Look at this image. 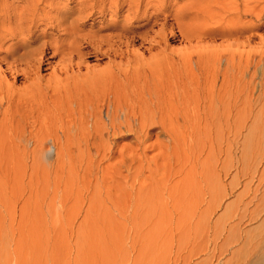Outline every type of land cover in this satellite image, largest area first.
I'll return each mask as SVG.
<instances>
[{
	"label": "rangeland",
	"instance_id": "374dc122",
	"mask_svg": "<svg viewBox=\"0 0 264 264\" xmlns=\"http://www.w3.org/2000/svg\"><path fill=\"white\" fill-rule=\"evenodd\" d=\"M125 1L0 4L122 22ZM138 3L113 68L86 45L78 70L50 50L31 81L0 63V264L264 260V0Z\"/></svg>",
	"mask_w": 264,
	"mask_h": 264
},
{
	"label": "bare ground",
	"instance_id": "6f19581e",
	"mask_svg": "<svg viewBox=\"0 0 264 264\" xmlns=\"http://www.w3.org/2000/svg\"><path fill=\"white\" fill-rule=\"evenodd\" d=\"M138 1L139 0H135V2H133L134 5H132L130 3L129 9H128V11H126V12H128L127 13L128 15L123 17V18H125V20L122 22H120V21L118 22L116 20L117 17L122 12V9H120V6H119L118 10L115 9L116 12H114V14L110 15L109 17H111V18L108 19L107 16H105L102 13H95V14L90 13V12H89L90 14L87 13L88 11L86 12V10H87L86 7L84 9L83 8L84 6L81 4H80V6H82L83 9L77 10V11L73 10V9L72 10H64V11L60 10L59 8L56 9L54 11L56 13L55 18L48 17L49 12L52 11V10H50L51 9L50 7H52L51 5L48 9L40 10L39 9L40 7H38L32 3H29V4L26 3V5L24 4V7H23V5L20 6V8H22V9H19V7L18 8L14 7L15 5L13 7H9L10 6L9 4H8L9 6L5 5V4H0V55L3 56L0 59V63L6 64V66H7L6 69H8V71H4V72H2V74H6L7 72H10V74L15 75L18 72H20V73H22V75L17 76L18 78H20V76H23L24 81H26L27 79H29L32 76L31 78L33 79V75H37L38 72H40L39 70L42 66H44L46 64L49 65L50 61L46 60L45 58H46L47 52L50 50L54 51V53H58L59 55H61L64 58L67 56L70 58V60L68 61V63H69L68 65H63L64 62H62V66H63L62 71H64V69H65L67 71H64V72H68V69L71 70V68H73V67H75V69L78 70L76 68L77 63L75 66V64L72 60L75 58H80V56H82L81 51L86 46H90L92 48V50H95V52L100 55V56H98V55L96 56L97 59L103 60L104 57H108L110 60L109 65L112 64V66L114 67L113 63L115 64V62H117L116 59L119 57L125 56V52L128 53V50L130 49L129 48L130 45L132 43H134V41L132 39H126V37H127L126 35H129L130 33L133 32V30H136L138 25L136 28H133L130 26H132V25L134 26V24H136V23L140 24V22H138V20L148 16L146 14L147 12L143 11L140 8V3H142V2L138 3ZM126 2H127V0L125 1V3ZM36 4L39 5L41 3L39 2V4L38 3H36ZM95 6H96V2H95ZM156 8L157 7H155L154 9H156ZM94 9H96V8H94ZM132 9H135L136 11H134L132 13L131 12ZM96 10H94V12ZM144 10H146V9L144 8ZM107 11H109V9ZM73 12H75V13L78 12V14H79L78 18L75 20H71L72 16L74 15ZM130 12H131V14H130ZM163 12H164V9H162V7H160L159 9H156V11H154L155 14L154 15L152 14L153 15L152 18L154 20H157ZM96 14H99V17L102 18L99 22H96V20L93 19ZM106 14H107V12H106ZM172 17H177V14L173 15ZM165 20L168 21V17ZM90 21H92V23L90 25V31L92 33L90 32L91 34H89V32H87L88 33V34L86 33L87 35L85 34L84 37H81L83 35L80 33L83 31V28L85 26H87ZM147 24H146V26H148ZM42 26H44L43 31H39V28ZM146 26L144 25L143 27L145 28ZM106 31H108L110 34L103 35V32H106ZM115 34H117V35H115ZM88 35H90V36L92 35V37H89ZM86 36H88L89 38L88 37L85 38ZM42 41H44V42H42ZM7 42L11 43V45L9 44L10 45L9 48L4 49V46ZM36 43H41V44L37 50H35L36 48L33 50L32 46H33V44H36ZM95 44L99 45V46H96ZM103 47H107L105 49L106 51H104V52H103V49H104ZM85 49H88V48H85ZM3 50H5V51H3ZM20 50H22L23 52L19 53ZM128 54H130V53H128ZM39 57H41V59H39ZM82 57H85V56L83 55ZM80 62H81V60H80ZM79 63H78V66L80 67ZM15 65L19 66V67L23 66L25 68L24 70L22 69L24 73L22 72L21 69H20L21 71H19V70L17 71V68L15 67ZM109 67H111V65ZM113 67H111V68H113ZM108 69H110V68H108ZM0 70L2 71V69H0ZM109 72L113 75V69H112V71H111V69H110V71L108 70V74L110 75V77L112 79L110 81H112V85H113V83H114L113 78ZM12 75H11V77H12ZM102 76H104V75H102ZM105 77H108V75H106ZM108 79H109V77H108ZM96 80L97 79H95L94 81L96 82ZM99 80L97 81L98 83L96 82L97 83L96 84L97 86L95 85L96 88L98 87L99 84H101L104 80H107V79H104V80L101 79L100 81ZM95 82H94V84H95ZM104 83L108 85V88L110 87L109 85H111V82H108V81L104 82ZM108 83H110V84H108ZM92 84H93V82L90 85H92ZM94 84H93V86H94ZM105 84H102L103 88L105 87L104 90L102 89L101 85H99L101 87L98 88V90H100V89L103 90V91L101 90L102 94H104L103 92H107V91L111 90V88L114 92V89L112 86H111V88H109L105 91V89H106ZM95 86H94V88H95ZM117 87H119V86H117ZM91 88H93V87H91ZM91 90H93V89H91ZM96 91H97V89H96ZM96 91L93 90V95H92L90 101H87L86 105H88V104L92 105L94 103L95 98L99 96V94H98V96L96 94L94 95V92H96ZM102 94L100 93V95H102ZM255 264H264V260H262L261 262H257Z\"/></svg>",
	"mask_w": 264,
	"mask_h": 264
}]
</instances>
